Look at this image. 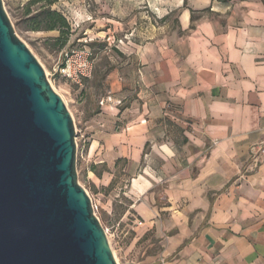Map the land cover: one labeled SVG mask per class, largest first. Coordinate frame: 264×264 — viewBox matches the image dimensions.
<instances>
[{
    "label": "crops",
    "instance_id": "1",
    "mask_svg": "<svg viewBox=\"0 0 264 264\" xmlns=\"http://www.w3.org/2000/svg\"><path fill=\"white\" fill-rule=\"evenodd\" d=\"M52 10L109 56L110 101L81 129L83 176L103 207L125 198L137 240L161 246L136 264H264V159L246 170L264 143V0Z\"/></svg>",
    "mask_w": 264,
    "mask_h": 264
},
{
    "label": "water",
    "instance_id": "2",
    "mask_svg": "<svg viewBox=\"0 0 264 264\" xmlns=\"http://www.w3.org/2000/svg\"><path fill=\"white\" fill-rule=\"evenodd\" d=\"M0 264H117L78 182L72 116L2 0Z\"/></svg>",
    "mask_w": 264,
    "mask_h": 264
},
{
    "label": "rangeland",
    "instance_id": "3",
    "mask_svg": "<svg viewBox=\"0 0 264 264\" xmlns=\"http://www.w3.org/2000/svg\"><path fill=\"white\" fill-rule=\"evenodd\" d=\"M2 1L15 34L39 62L53 90L61 97L72 116L76 132L78 182L97 206L95 215L105 230L117 263L136 264L143 256L157 254L161 246L153 234L149 233L137 240L134 219L129 214V202L119 196L115 198L111 206L103 207L102 201L93 194L83 176L82 156L85 151V142L81 136V129L85 123H90L97 117L102 106L100 103L109 94L107 76L111 65L107 51L102 46L88 43L87 40L80 41L81 35L73 32L72 28L65 43L57 42L59 33L56 31H31L30 19L40 5L31 7L30 14H27L25 12L27 2L21 6L15 4V0ZM83 47L89 49L92 54L93 69L89 78L76 84L62 78L55 71L67 58H73L75 53ZM116 176L118 177L119 174L117 173Z\"/></svg>",
    "mask_w": 264,
    "mask_h": 264
},
{
    "label": "built area",
    "instance_id": "4",
    "mask_svg": "<svg viewBox=\"0 0 264 264\" xmlns=\"http://www.w3.org/2000/svg\"><path fill=\"white\" fill-rule=\"evenodd\" d=\"M93 69L92 54L89 49L83 47L77 51L73 58H67L61 67H58L55 71L62 78L70 80L76 84H80L82 80L91 76ZM47 77V76H46ZM49 81V80H48ZM50 83V82H49ZM110 101V97L105 98L100 104L103 105ZM77 147V143H76ZM264 159V143L253 147L247 164V171H255L259 168ZM88 194V193H87ZM89 195V194H88ZM90 197V196H89ZM91 199V198H90ZM92 202L93 211L97 209V206Z\"/></svg>",
    "mask_w": 264,
    "mask_h": 264
},
{
    "label": "trees",
    "instance_id": "5",
    "mask_svg": "<svg viewBox=\"0 0 264 264\" xmlns=\"http://www.w3.org/2000/svg\"><path fill=\"white\" fill-rule=\"evenodd\" d=\"M57 1L58 0H29L25 5V12L30 14L31 7L40 5L39 9L30 19L31 23L29 29L31 31H56L59 33L57 42L65 43L70 34L71 26L61 13L51 9Z\"/></svg>",
    "mask_w": 264,
    "mask_h": 264
},
{
    "label": "bare ground",
    "instance_id": "6",
    "mask_svg": "<svg viewBox=\"0 0 264 264\" xmlns=\"http://www.w3.org/2000/svg\"><path fill=\"white\" fill-rule=\"evenodd\" d=\"M114 256V255H113ZM115 258V257H114ZM115 261H116V259H115ZM117 262V261H116ZM118 264V263H117Z\"/></svg>",
    "mask_w": 264,
    "mask_h": 264
}]
</instances>
